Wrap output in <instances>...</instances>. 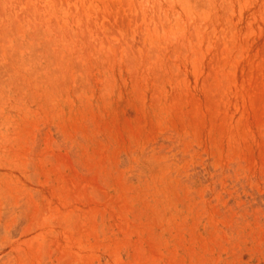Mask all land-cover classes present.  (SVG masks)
<instances>
[{
	"label": "rangeland",
	"instance_id": "374dc122",
	"mask_svg": "<svg viewBox=\"0 0 264 264\" xmlns=\"http://www.w3.org/2000/svg\"><path fill=\"white\" fill-rule=\"evenodd\" d=\"M0 264H264V0H0Z\"/></svg>",
	"mask_w": 264,
	"mask_h": 264
}]
</instances>
